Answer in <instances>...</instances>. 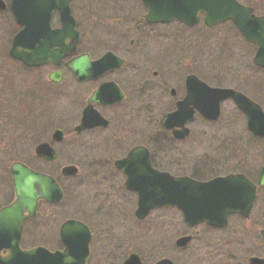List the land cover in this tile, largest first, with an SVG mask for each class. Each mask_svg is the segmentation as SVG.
I'll return each mask as SVG.
<instances>
[{"label": "flooded vegetation", "instance_id": "flooded-vegetation-1", "mask_svg": "<svg viewBox=\"0 0 264 264\" xmlns=\"http://www.w3.org/2000/svg\"><path fill=\"white\" fill-rule=\"evenodd\" d=\"M2 1L5 8L0 10V17L3 24L8 27L9 33L4 43L5 47H3L6 48L7 58L11 62L17 63L24 73H37L33 77L35 86L33 88L28 86L23 97L24 102H26L23 104L27 110L25 113L27 121L29 122L28 116L31 114V106L33 105V102H29L31 101L29 98L43 96L47 99L52 96L54 101V86L66 78L69 106L74 113L70 123L72 143L78 144L79 147V145H84L83 142L86 141L87 135L97 133L100 146L102 148L107 147L109 150L111 149V154L113 152L118 155L112 160L111 168L119 178L121 189L131 195L135 196L125 186L123 169L116 168L115 162L126 157L130 150L135 147L142 146L147 149L149 163L153 169L168 172L176 177L183 175L171 172L165 161L170 154L168 150L171 149V142L182 143L190 136L189 122L193 118L186 123L189 134L184 139L174 138L172 132L176 127L166 129L163 121L166 114L174 111L177 102L186 95L188 75H194L206 82L197 72H187L191 65V63L186 62L189 44L202 46L206 42L212 45H227L226 56L231 64L228 65L229 72L226 74L229 77L230 86L224 88L233 89L244 95L264 113V66L253 62L257 45L246 41L230 20L220 21L212 27L206 26L204 15L197 10L196 2L193 4L191 2L181 3L178 0L37 1L33 6L40 8L37 9L38 14L43 17L47 12L50 13L48 30L51 33L54 34L55 31L62 28L60 16L66 10L74 20V27L73 33L68 31L60 40L36 43V45H54L52 47L54 50L70 48L58 64L47 62L38 67H27L21 62L11 59L8 55L13 35L23 26L14 19L9 8L10 0ZM238 1L245 7H249L254 16L264 17V0ZM179 14L189 18L187 20L169 18ZM34 28L35 32L38 30L42 33L45 29L41 21ZM74 30L77 33L75 41ZM24 45H30V43H24ZM81 55H86L90 61L101 60V64L88 71L90 76L79 80L67 66V63ZM45 70L47 74L43 77L42 73ZM56 72H61L58 82L54 81V73ZM50 75L53 79L49 78ZM214 87L222 86L215 84ZM94 93L99 94L97 100L89 101ZM1 99L0 97V106H2L0 113L4 112L3 108L6 104ZM139 100L142 103L145 102L141 106L142 110H159V114L162 116L157 133L154 132L153 135L150 132L147 139L142 141L136 139L137 130L131 127L124 132L119 127L123 122L122 120L125 119L126 113L133 114L132 112L138 109ZM134 102L135 104H133ZM226 103H230L234 111L244 121L240 130L246 132L244 138L246 145L242 156L232 157L231 171L210 178L227 174L242 175L249 183L246 193H252L253 198L246 217L231 214L227 218L228 224L225 228L211 227L212 231L223 234L225 240L227 239L228 251L219 264H250L251 258H258L264 264V185L260 184L261 179H264V136L253 134L249 130L246 123L247 115L237 107L233 99L221 101L219 118L222 116L223 105ZM85 108H88L90 112H97L106 120V124L84 128L77 132L76 127L80 124ZM45 116H43L47 118L45 121L33 124L23 122L18 127L10 126L7 117H3V123L0 122V149L6 150L13 145V143H9L10 131L21 129V131L27 132L23 134V137L26 136L25 140L29 141L32 138L35 142L32 155L34 159L46 164L55 161L56 156L52 160H46L34 152L37 144L46 142L56 151L54 145L60 143L54 141L52 134L54 130L62 129L54 128L52 117L48 118L49 114ZM49 119L50 121H48ZM127 121H130L134 126V118ZM62 132L63 139L61 142L65 139V132L63 130ZM22 142L24 141L22 140ZM10 148L9 151H11ZM23 163L27 164L26 162ZM171 163L175 164L176 162ZM135 167H137L136 164L131 165V168ZM8 176V189L11 191V198L5 201L0 196V209L15 199L10 172H8ZM43 204L50 205L40 201L37 207L39 208ZM56 206L57 204H54V207ZM38 216L37 209L36 216L24 222L20 243L26 244L25 240H30L29 242L36 244L42 241ZM232 217L237 218L238 221H235L233 226H229L232 223L230 219ZM184 225L186 226V224ZM199 226H186L188 229L195 228V230L193 234H181H191L192 236L191 241L184 248L198 234L199 231L196 227ZM216 243L221 244L219 238L215 240ZM30 247L32 246L24 245L22 248ZM5 255V252L0 253L2 257Z\"/></svg>", "mask_w": 264, "mask_h": 264}, {"label": "rangeland", "instance_id": "rangeland-1", "mask_svg": "<svg viewBox=\"0 0 264 264\" xmlns=\"http://www.w3.org/2000/svg\"><path fill=\"white\" fill-rule=\"evenodd\" d=\"M7 30L8 27L0 17V97L6 103L4 112L0 113V122L3 123V117H7L10 126L18 127L23 122L33 124L45 121V115L49 114L48 118L52 117L54 120V128H61L65 132L63 142L54 145L56 158L50 164L32 157L35 142L32 138L25 140L26 136L23 137V134L27 132L21 129L10 131L9 143H13L11 148L0 149V196L3 200L11 198L8 167L14 160L26 162L33 168H44L58 177L63 189V199L56 207L43 204L38 208L42 241L36 244L25 240V245H43L50 250L54 249L51 246L56 242L60 223L65 219L75 218L86 223L92 231L90 264H121L129 251L137 253L142 264H153L162 257L171 259L174 264H219L228 251L227 239L223 234L201 225L196 227L199 232L192 242L184 249H177L174 246L175 238L182 233L193 234L195 228L188 229L180 213L174 208L156 209L144 220H137L133 214L136 197L121 189L119 178L111 168L112 160L118 155L113 152L111 154V149L100 146L97 133L87 135L84 145L78 147V144L72 143L70 123L74 113L69 106L66 78L54 86V101L52 96L47 99L43 96L29 98L33 105L28 116L29 122L27 121L23 97L28 86H35L33 77L37 73H24L19 65L7 58L6 48H3L9 35ZM189 46L186 62L191 65L187 72H197L212 86L217 84L229 87L230 80L226 73L229 72L228 65L231 61L226 56L227 45L205 42L202 46ZM46 74L45 70L43 77ZM143 103L139 100L138 109L133 114L126 113L119 125L124 132L131 127L137 130L136 139L139 141L146 140L150 132L156 134L162 118L159 110H142ZM131 118H134V126L127 121ZM189 123L190 136L182 143L171 142V149L168 150L170 154L165 161L170 171L175 174L200 175V179L231 171L232 157L242 156L244 153L246 132L240 130L244 121L230 103L223 105L222 116L216 122H207L195 115ZM174 161L175 164H170ZM66 164H74L79 168L76 177H60V168ZM230 219L232 223L229 226L238 221L235 217ZM218 238L220 245L215 244Z\"/></svg>", "mask_w": 264, "mask_h": 264}, {"label": "water", "instance_id": "water-1", "mask_svg": "<svg viewBox=\"0 0 264 264\" xmlns=\"http://www.w3.org/2000/svg\"><path fill=\"white\" fill-rule=\"evenodd\" d=\"M37 1L40 0L10 2V10L16 22L23 28L13 36L9 55L28 67H37L47 62L57 64L70 48L54 50V45L36 43L60 40L68 31L73 33L74 27V20L66 10L60 16L62 28L51 33L48 30L50 13L47 12L43 17L38 14L37 9L40 8L33 6ZM178 1L196 2L197 10L204 14V22L208 26L230 19L247 41L257 44L253 62L264 66V17H255L249 7L236 0ZM4 8L5 4L0 0V9ZM170 18L187 20L189 17L179 14ZM39 21L45 27L43 33L38 30L35 32L34 27L38 26ZM76 36L74 30V41ZM100 64L101 60L90 61L86 55H82L67 63V66L82 80L90 76V69H95ZM60 76V72L54 73V80L58 81ZM186 88V95L177 102L176 110L168 113L163 121L168 129L176 127L172 132L174 138L183 139L188 135L189 129L185 124L193 117L195 110L207 120L217 119L220 102L227 98H232L237 107L247 115L249 130L253 134L264 136V113L244 95L229 88L211 87L194 75H188ZM98 95L94 93L89 101L97 100ZM105 124L106 120L97 112H90L85 108L76 131ZM52 138L61 142L62 130H54ZM34 152L48 160L55 155L54 149L46 142L38 144ZM134 164L137 167L131 168ZM115 166L123 169L126 188L137 194L134 214L138 220H143L153 209L175 206L185 223L190 226L204 222L209 226L225 227L228 214L236 213L246 217L250 210L253 194L246 193L249 183L242 175L228 174L207 181L194 180L188 176L174 177L153 169L148 161L147 150L141 146L130 150L125 158L115 162ZM9 170L15 199L0 209V253L7 252L6 256H0V264H87L90 231L83 222L75 219H67L59 227L61 250L50 251L42 246L26 250L20 248L22 225L26 219L35 216L38 202L43 200L51 204L57 203L62 199L63 192L53 177L34 171L18 161L12 162ZM77 172V167L72 164L60 169L62 176H74ZM260 184L264 185V179H261ZM190 240L191 235H184L175 240V245L185 247ZM261 263L263 264L258 258L250 260V264ZM122 264H141V260L136 253H130ZM154 264L173 262L168 258H161Z\"/></svg>", "mask_w": 264, "mask_h": 264}, {"label": "trees", "instance_id": "trees-1", "mask_svg": "<svg viewBox=\"0 0 264 264\" xmlns=\"http://www.w3.org/2000/svg\"><path fill=\"white\" fill-rule=\"evenodd\" d=\"M7 54V53H6ZM35 169H37V170H40V171H46V170H44V168H35ZM193 177H196L197 179H200L198 176H196V175H193ZM61 247V245H60V242H59V240L58 239H56V242L54 243V245L53 246H51V248H60Z\"/></svg>", "mask_w": 264, "mask_h": 264}]
</instances>
